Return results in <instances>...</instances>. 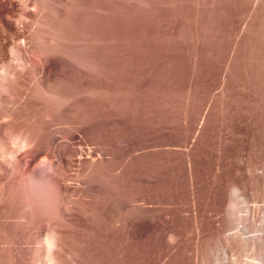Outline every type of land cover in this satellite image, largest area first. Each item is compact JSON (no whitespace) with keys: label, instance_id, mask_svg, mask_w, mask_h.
<instances>
[{"label":"rangeland","instance_id":"obj_1","mask_svg":"<svg viewBox=\"0 0 264 264\" xmlns=\"http://www.w3.org/2000/svg\"><path fill=\"white\" fill-rule=\"evenodd\" d=\"M0 264H264V0H0Z\"/></svg>","mask_w":264,"mask_h":264},{"label":"bare ground","instance_id":"obj_2","mask_svg":"<svg viewBox=\"0 0 264 264\" xmlns=\"http://www.w3.org/2000/svg\"><path fill=\"white\" fill-rule=\"evenodd\" d=\"M54 65H55V64H54ZM50 254H51V255H53V252H52V253H50ZM53 256H54V255H53ZM53 256H52V257H53ZM51 263H53V260H51Z\"/></svg>","mask_w":264,"mask_h":264}]
</instances>
